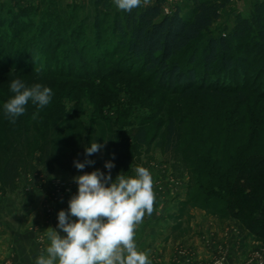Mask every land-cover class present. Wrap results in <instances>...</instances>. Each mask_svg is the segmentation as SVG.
I'll return each mask as SVG.
<instances>
[{
  "label": "rangeland",
  "instance_id": "rangeland-1",
  "mask_svg": "<svg viewBox=\"0 0 264 264\" xmlns=\"http://www.w3.org/2000/svg\"><path fill=\"white\" fill-rule=\"evenodd\" d=\"M157 1L164 2L166 14H172L177 5L184 14H189L188 7L192 6L188 0H148L144 5ZM218 1L226 2L220 19L199 41L173 59L183 70L195 68L199 84L205 73L202 53L208 40L228 36L239 17L251 18L255 6L264 4V0ZM124 16L125 11L119 10L113 0H0V68L8 64L13 69L32 66L47 72L66 71L73 58L76 68L85 65L91 79L90 82L57 80L50 75L35 77L13 70L0 74V86L5 90H0V162L14 154L23 161L15 190L27 185L47 188L54 200L67 197L78 187L73 177L97 169L103 172L105 148L113 140L130 158L123 172L134 175L136 166L148 168L160 204L175 206L176 222H181L176 228L178 236H190L196 242L203 238L207 243L222 238L225 242L238 236L240 246L255 240L260 249L250 259L254 264H264V241L253 237L244 240L236 221L205 207L208 200L203 176L209 177V170L230 160L224 149L228 143L218 133H210L208 127L220 125L219 113L237 107L240 95L184 96L180 92L161 91L157 80L147 74L138 78L135 62L128 61L123 51L116 54L121 37L116 34L115 21ZM255 37H249L235 54V59L245 60L238 80L234 81L230 75L225 84L242 86L246 81L249 86L257 83L259 92L264 91L263 61L256 45L259 39ZM77 50L83 52L82 60L76 57ZM106 54L110 55L105 58ZM193 57L195 64L191 61ZM98 60L103 62V68L101 65L99 68ZM118 70L122 71L119 75ZM212 75H208V81L214 83ZM14 79L22 80L28 87L36 83L48 86L50 82H56V86L50 87L53 96L48 106L40 109L29 101L25 114L13 124L4 116L3 103L14 95L10 90ZM34 113H38L35 118ZM172 121L176 135L169 139L168 126ZM92 141L103 147L86 156L85 148ZM241 143L242 138L235 142ZM52 145L55 161L49 167ZM42 156L44 161L40 163L38 158ZM86 159L95 163L86 165L82 171L74 166V161ZM41 170L45 174L36 175ZM61 183L67 185L64 192L60 191ZM9 192L0 186V195ZM164 232L160 231L157 237L164 236ZM213 264H228L226 252Z\"/></svg>",
  "mask_w": 264,
  "mask_h": 264
},
{
  "label": "trees",
  "instance_id": "trees-1",
  "mask_svg": "<svg viewBox=\"0 0 264 264\" xmlns=\"http://www.w3.org/2000/svg\"><path fill=\"white\" fill-rule=\"evenodd\" d=\"M188 1L192 3V6L188 7L189 14H184L179 5L172 14H166L163 1L125 12L122 20L115 21L116 34L121 37L116 54L123 51L127 60L134 61L138 66V78L146 74L154 77L161 91L180 92L184 96L195 93L213 94L216 97L240 95L237 107L231 106L225 112L219 113L220 125L208 127L210 133H218L219 137L228 143L224 144V149H227L226 155L230 160L217 164L216 169L214 167L209 170V177L203 176L205 182L203 187L208 200L205 207L217 215L236 221L244 240L253 237L264 241V91L259 92L257 83L249 86V82L246 81L242 86L225 84L230 75L234 76V81L238 80L237 76L245 60L240 57L235 59V54L251 36L259 39L256 45L263 61L261 72L264 77V4L255 6L251 18L239 17L235 28L228 36L222 35L208 40L202 53L205 73L199 84L195 68L183 70L178 63L173 62V59L210 30L214 22L220 19L226 2ZM75 55L82 60L84 54L77 50ZM108 55L110 54H106L105 58ZM72 61L66 71L62 69L37 72L32 66L24 68L19 65L20 67L13 69L7 64L0 68V74L13 70L18 74H30L35 77L50 75L57 80L90 82L88 71L85 72L84 69L85 65L76 68V61L73 58ZM191 61L195 64L196 58H191ZM97 63L101 68L103 62L98 60ZM117 73L119 75L122 71L118 70ZM210 73H213L214 83L208 81ZM215 75L218 76L217 79ZM48 86H56V82H50ZM1 89L2 92L5 91L0 86ZM175 135V123L172 121L168 126V138L171 139ZM140 137L143 142V131L140 132ZM241 138L243 143L235 144ZM107 144L103 172L108 173V169L105 168L107 161H112L115 165L111 169V175L125 170L130 164V158L123 147L113 140H109ZM230 146L232 150H229ZM49 149L50 163L47 166L52 167L55 161V148L52 145ZM43 159V156L38 158V162L43 163ZM22 165V159L15 154L1 160L0 186L3 190L16 189Z\"/></svg>",
  "mask_w": 264,
  "mask_h": 264
},
{
  "label": "clouds",
  "instance_id": "clouds-1",
  "mask_svg": "<svg viewBox=\"0 0 264 264\" xmlns=\"http://www.w3.org/2000/svg\"><path fill=\"white\" fill-rule=\"evenodd\" d=\"M113 2L119 10L131 12L148 0ZM10 90L14 95L3 103V112L13 124L25 114L29 101L42 109L50 104L53 96L50 87L40 83L28 87L20 79L11 81ZM37 114L34 113V118ZM102 147L92 141L85 148V155L91 156ZM94 163L86 159L74 161V166L82 171ZM114 167L112 161H107V174L97 169L72 178L78 186L77 192L68 200L67 210L58 212L60 231L53 227L46 229L50 243L35 264H152L150 254L138 247L136 233L145 216H151L155 210L153 175L148 168L138 165L134 175L121 171L113 179Z\"/></svg>",
  "mask_w": 264,
  "mask_h": 264
},
{
  "label": "crops",
  "instance_id": "crops-1",
  "mask_svg": "<svg viewBox=\"0 0 264 264\" xmlns=\"http://www.w3.org/2000/svg\"><path fill=\"white\" fill-rule=\"evenodd\" d=\"M44 174L41 170L36 175ZM76 192L77 189L61 200H54L47 188L26 185L12 194L0 195V264H35L36 258L50 243L46 229L57 228L58 212L67 210L68 200ZM174 207L161 205L156 198L153 214L146 215L138 226V247L150 254L152 264H213L224 251L228 264H254L251 254L260 249L255 240L250 239L240 246L238 236L212 243L203 238L196 242L190 236H178L176 228L181 222H176ZM164 230L165 235L157 237ZM61 235H64L62 231Z\"/></svg>",
  "mask_w": 264,
  "mask_h": 264
},
{
  "label": "built area",
  "instance_id": "built-area-1",
  "mask_svg": "<svg viewBox=\"0 0 264 264\" xmlns=\"http://www.w3.org/2000/svg\"><path fill=\"white\" fill-rule=\"evenodd\" d=\"M59 186L60 191L64 192L65 190H67V185L65 183H61Z\"/></svg>",
  "mask_w": 264,
  "mask_h": 264
}]
</instances>
